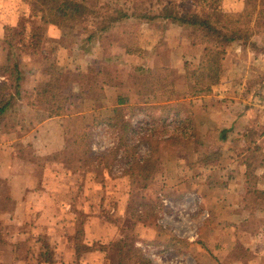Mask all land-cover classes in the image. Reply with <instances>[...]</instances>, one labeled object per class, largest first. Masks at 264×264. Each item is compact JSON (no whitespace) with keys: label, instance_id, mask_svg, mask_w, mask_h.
Instances as JSON below:
<instances>
[{"label":"rangeland","instance_id":"obj_1","mask_svg":"<svg viewBox=\"0 0 264 264\" xmlns=\"http://www.w3.org/2000/svg\"><path fill=\"white\" fill-rule=\"evenodd\" d=\"M24 3L29 14L7 31L11 54L8 44L0 45V82L7 83L0 98L16 94V77H22L16 107L0 117L3 149L13 148L17 163L62 168L57 177L77 189L74 209L81 223L88 214L111 221L113 241L94 240L107 250L110 264L120 259L146 264L152 258L159 264H204L222 240L211 232L222 224L225 264H247L252 259L247 232L264 229V190L225 187L234 184L228 178L231 161L219 153L248 151L254 162L260 160V148L256 142L216 139L214 88L223 78L238 82L226 90V106L235 103L233 94L254 97L258 110L245 112L263 119L255 134L264 130V91H255L264 82V27L252 19V36L233 41L241 42L244 54L235 44L232 48L233 42L226 47L220 80L207 91L206 79L196 72L211 45H193L195 36L186 27L125 20L88 41L84 25L66 29L65 35L56 25L60 33L55 36L50 33L54 24H48L39 42L38 35L31 37L40 22L31 16V0ZM245 6L246 0L221 3L227 13ZM16 60L21 74L11 68ZM47 83L45 97L39 91ZM124 96L131 100L119 106L117 99ZM56 193L65 195L59 188ZM245 199L247 211L256 213L248 220L241 219ZM233 239L238 249L230 255ZM119 242L121 250L115 247Z\"/></svg>","mask_w":264,"mask_h":264},{"label":"crops","instance_id":"obj_2","mask_svg":"<svg viewBox=\"0 0 264 264\" xmlns=\"http://www.w3.org/2000/svg\"><path fill=\"white\" fill-rule=\"evenodd\" d=\"M27 14L29 10L24 0H0V45L7 44L6 29L17 27L22 16ZM50 31L51 35L55 36L60 33L56 25L50 26ZM234 44L236 52L245 53L240 41L233 42L232 48ZM6 52L8 54V50ZM236 84H229L227 78H223L216 89L214 88L219 102L214 117L218 129L216 139L221 142L229 140L256 142L257 147L260 148V160L252 162L253 156L250 158L248 151H237L234 148L221 151L219 153L221 158L229 157L231 161L227 166L230 171L228 178L234 183L225 187L264 190V130L256 134L253 131L263 119L245 112L258 110L259 104L254 97L244 98L233 94L235 103L226 106V90L229 88L233 90ZM258 84L260 86L255 91H264V82ZM238 87L239 85L235 89ZM254 101L255 103H250ZM235 113L238 116L232 117ZM48 120L52 118L45 120V123ZM203 133L207 136L208 130ZM9 147L7 146L8 149ZM11 149L7 153L0 142V264H110L106 256L107 250L95 246L94 240L113 241L111 221L100 214H88L81 223L74 209L75 201L79 200L77 189L73 183L61 182L57 177V171L62 168L49 167L47 164L32 166L23 161L17 163L13 155L14 149ZM57 188L65 195L59 197L60 195L56 193ZM243 202L246 211L244 210L245 216L241 219L248 220L247 218L255 216L256 213L252 210L247 211L248 202L246 199ZM249 203L251 204L250 199ZM252 205L257 206L256 198ZM221 226L220 230L211 232L216 237L221 235L222 240L215 245V253L210 251L206 254L209 260L204 264H225L223 257H227L228 254L224 249L227 246L223 242L224 224ZM80 234L85 237L82 244L79 243ZM233 235L235 232L232 233ZM247 235L252 237L248 245L252 259L247 260V264H264V229L259 232H247ZM231 243L228 251L233 255L238 248L235 247V239L231 240ZM150 264H159V262L152 258ZM232 264H245V262L236 261Z\"/></svg>","mask_w":264,"mask_h":264},{"label":"trees","instance_id":"obj_3","mask_svg":"<svg viewBox=\"0 0 264 264\" xmlns=\"http://www.w3.org/2000/svg\"><path fill=\"white\" fill-rule=\"evenodd\" d=\"M121 1L124 3L121 4ZM31 2L34 8L31 16L40 22L39 31L37 34L33 31L31 38L38 35L39 42L44 38L48 24L59 25L63 35L69 29L84 25L85 31L89 33L88 41L102 36L104 31L111 30L114 25L132 19L146 23L161 20L192 30L195 36L192 40L193 45H211L196 72L200 74L199 78L206 79L202 85L207 87V91L220 80L221 60L226 47L235 40L247 41L252 36L249 29V22L252 19H255L257 25L264 27V0H246V8L239 13L225 12L221 7L223 0H110L108 3H102L101 0H31ZM92 23L95 26L90 30ZM11 29L8 27L5 34V41L10 47L8 55L11 54L12 40L7 31ZM17 62L18 60L11 68L21 74ZM21 79V75H17L16 94L10 93L6 99L0 98V117L6 114L12 105L15 104L16 107V95L22 88ZM6 86V82H0V89ZM50 86V83L45 84L39 94L46 97ZM130 100V96L119 97L117 104L123 106ZM96 156L102 158L104 155L99 153ZM122 245L119 242L115 247L121 250ZM147 261L146 264H150V260ZM118 262L122 264L125 260L120 259Z\"/></svg>","mask_w":264,"mask_h":264}]
</instances>
